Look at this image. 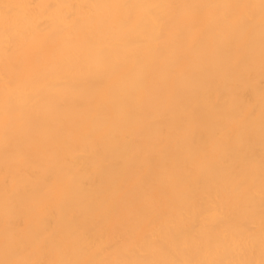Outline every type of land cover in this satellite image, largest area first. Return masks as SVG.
I'll return each mask as SVG.
<instances>
[{"label":"bare ground","instance_id":"1","mask_svg":"<svg viewBox=\"0 0 264 264\" xmlns=\"http://www.w3.org/2000/svg\"><path fill=\"white\" fill-rule=\"evenodd\" d=\"M0 264H264V0H0Z\"/></svg>","mask_w":264,"mask_h":264}]
</instances>
